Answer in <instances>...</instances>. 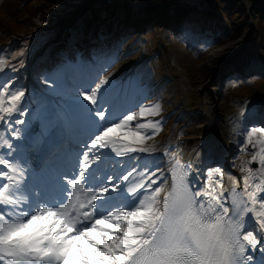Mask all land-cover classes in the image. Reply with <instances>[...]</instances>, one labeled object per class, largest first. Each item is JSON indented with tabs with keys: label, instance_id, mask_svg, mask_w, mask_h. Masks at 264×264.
Instances as JSON below:
<instances>
[{
	"label": "snow or ice",
	"instance_id": "1",
	"mask_svg": "<svg viewBox=\"0 0 264 264\" xmlns=\"http://www.w3.org/2000/svg\"><path fill=\"white\" fill-rule=\"evenodd\" d=\"M90 58L79 79L0 80V264H264V104L241 112V150L255 151L226 188L215 138L200 172L179 144H150L161 103L102 75L118 47ZM37 93L42 112L28 107Z\"/></svg>",
	"mask_w": 264,
	"mask_h": 264
},
{
	"label": "rangeland",
	"instance_id": "2",
	"mask_svg": "<svg viewBox=\"0 0 264 264\" xmlns=\"http://www.w3.org/2000/svg\"><path fill=\"white\" fill-rule=\"evenodd\" d=\"M54 7L53 0H0V51L2 53L4 51L2 48L6 46H16L14 49L5 52L6 55H0V60L5 61L7 65L9 62V65L12 62L17 64L13 68L16 70H24L27 76L28 68L33 61V48L32 46L27 47L26 45L30 41L29 36L31 34L37 36L39 33L38 31L32 32V29L29 30V21L33 25L46 26L45 16L47 12L43 11L52 10ZM23 20H26L24 24L22 23ZM227 22L231 26L230 32L223 34L222 40H219V42L213 45H206V47H202L199 42L188 44V38L183 36L181 39H173L174 42L172 44L171 40L167 37L170 40L168 48L161 49L160 54L147 66L148 74L142 77L141 84L152 85L153 97H155L156 102H160L162 105L160 117L164 118V126L170 116L167 113L170 110V104L173 101H177V112L185 111V106H189L193 112L179 119V122H182L177 125V130L184 129V126L187 129L185 130L186 133L191 132V130L198 131L199 128L206 129L208 127H213L215 130L219 126L217 124V112H219L223 118L229 120L223 127L229 132V127H231L233 135H236L240 130L239 120L234 115V110L238 108L235 102L237 97L246 95L247 92L252 94L257 92L260 96L264 95V77L250 79L244 83L231 84V91L229 92L228 90L221 92L219 87H217L220 91L219 93L216 94L212 91L216 74L223 71L222 67H219L220 61L231 52H233L230 56L232 57L234 50L241 49L240 54L243 52L242 45L252 36L250 34L251 23L253 26L256 25L263 29V35L261 37L257 35L254 39L261 38L262 41L264 40V22L256 21L254 24L248 18L243 8L229 15ZM145 38L152 39L154 46H158V39L156 43V36L154 34L145 35ZM131 40L129 39L128 43L124 46L126 50H131H127L122 57L119 71L125 67V64L129 60L136 56L133 53H140V47L144 45L135 39L134 41ZM22 42L24 45H20ZM150 43V40H146V44ZM215 54H218V58L220 56L221 58L215 60L217 63L213 62L214 66L211 71L206 70L205 72L200 65L204 64L211 55ZM156 74H162L164 76L170 74L174 76L167 82L169 83L168 91H163V84L155 83ZM209 76L208 81L207 78ZM163 98L164 100L161 101ZM216 104L218 106L217 110H215ZM222 125H224V120ZM174 126H176L175 123ZM252 154L254 152L247 155V160L251 159Z\"/></svg>",
	"mask_w": 264,
	"mask_h": 264
},
{
	"label": "bare ground",
	"instance_id": "3",
	"mask_svg": "<svg viewBox=\"0 0 264 264\" xmlns=\"http://www.w3.org/2000/svg\"><path fill=\"white\" fill-rule=\"evenodd\" d=\"M218 27H219V25H218ZM219 58H221V56ZM219 58H218V54L217 55L216 54L215 55H211L210 58L204 64H201L200 65V67H203V69H204L205 72H206V70H210L211 71L212 70V67L214 66L213 62L214 63H217V61H215V60L216 59L219 60ZM225 61H227V59ZM209 64H210V67H209ZM209 78L210 77H208L207 80H209ZM168 125H170V124H168ZM204 130L205 129H203V128L202 129L199 128L198 131H195V130L192 131L191 130V132L187 133L189 135L190 134H199L198 136L186 137V140L188 141V143H195L196 144L199 141H201L202 147H203V144L205 143V137H206L205 136L206 133L204 132ZM173 132H174L173 130H171L170 128H168L159 137L158 142L159 143H162V142H165V141H175L176 139H175V136H174V133ZM223 137H224V140L226 142V146L228 147L230 145V138H228L229 137V133H228L227 130L225 131V129L223 130V133H221V138H223ZM228 174H229V172H225L224 173V178L227 177Z\"/></svg>",
	"mask_w": 264,
	"mask_h": 264
},
{
	"label": "trees",
	"instance_id": "4",
	"mask_svg": "<svg viewBox=\"0 0 264 264\" xmlns=\"http://www.w3.org/2000/svg\"><path fill=\"white\" fill-rule=\"evenodd\" d=\"M259 1H262V0H251V3H252V6H253V8H252V13H253V15H255L256 16V11H262L263 12V15H264V7L262 6V3H260ZM65 1H60V2H58L59 4H63ZM262 19H264V16H263V18Z\"/></svg>",
	"mask_w": 264,
	"mask_h": 264
}]
</instances>
